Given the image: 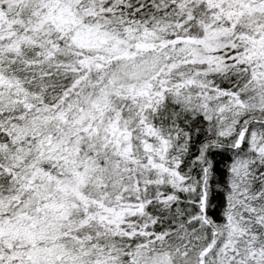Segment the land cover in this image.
I'll return each mask as SVG.
<instances>
[{
	"label": "snow or ice",
	"instance_id": "snow-or-ice-1",
	"mask_svg": "<svg viewBox=\"0 0 264 264\" xmlns=\"http://www.w3.org/2000/svg\"><path fill=\"white\" fill-rule=\"evenodd\" d=\"M0 264H264V0H0Z\"/></svg>",
	"mask_w": 264,
	"mask_h": 264
}]
</instances>
